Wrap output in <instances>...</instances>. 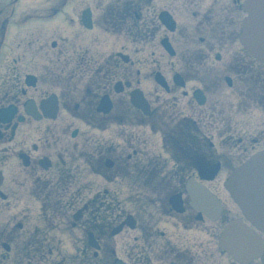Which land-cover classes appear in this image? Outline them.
<instances>
[{"label": "flooded vegetation", "instance_id": "flooded-vegetation-1", "mask_svg": "<svg viewBox=\"0 0 264 264\" xmlns=\"http://www.w3.org/2000/svg\"><path fill=\"white\" fill-rule=\"evenodd\" d=\"M245 1L0 0V39L4 21L12 23L11 35L16 39L13 47L4 48L0 58V109L10 105L17 109L9 125L0 123V170L4 173L8 169L11 176L9 183L5 181L2 185L8 198L2 203L9 204L15 199L17 204H22L23 193L52 181L55 169H67L65 138L75 125L101 130L123 125L121 133L128 134L125 125L132 123L131 118L141 117L143 122L137 125L149 129L153 127L152 122L160 125L156 118L161 115L165 123L189 131L191 127H183L181 122L198 125L224 116V112L214 110L216 105L212 103L222 91L221 84L211 80L212 56L216 59L222 54H246L242 47H236L246 17ZM24 8L28 11L22 15L20 11ZM85 11L90 12L89 27L83 19ZM49 14H55V18L47 23L31 22L22 30L16 24L22 16L42 19ZM167 22L174 24L167 25ZM60 34L63 35L59 37L61 45L59 40H54ZM164 41H168L186 67L182 80L186 88L169 86L164 91L165 97L155 96L153 113L146 119L130 107L134 89L126 84L136 80L137 88H141V79L147 81L150 71L144 70L148 77L141 78L140 64L120 61L119 53H150L151 44L163 50ZM120 82L125 86L120 88ZM188 82L204 90L206 103L202 109L194 107L198 86L188 90ZM52 94L57 95L60 103L57 119L37 121L34 116L42 114L40 106ZM105 97L113 104L108 115L99 111ZM20 117L23 122H18ZM14 124H17L15 130ZM245 143L242 140L239 146L244 147ZM263 143L264 129H260L255 145H262V150ZM215 150L212 144H204L202 153L187 148L184 154L192 166L200 161L223 165L226 159L219 158ZM174 176L168 180L174 182ZM24 217L21 210L3 217L1 222L7 225L2 228L15 230L16 227L22 231ZM159 217L162 222L157 226L154 223L142 227L137 222V235L134 232L129 240L130 264H215L213 223L190 207H186L183 215L163 207ZM86 220L83 211L81 228ZM186 230L189 232L185 233Z\"/></svg>", "mask_w": 264, "mask_h": 264}, {"label": "water", "instance_id": "water-1", "mask_svg": "<svg viewBox=\"0 0 264 264\" xmlns=\"http://www.w3.org/2000/svg\"><path fill=\"white\" fill-rule=\"evenodd\" d=\"M247 31L246 45L248 47H256V42L261 44L264 43V7L261 16L259 15L256 21L255 17L249 20L247 23ZM258 55L264 59V54ZM258 165V159H254L244 170L237 171L234 180L230 186H228L234 199L245 210H248L249 206L255 202L257 196L260 194L259 190L261 187H263L264 195V178H254V175L259 172L260 166ZM238 226L239 225H234L229 228L223 242V245L225 243L224 246L232 254H234V250L237 248V241L244 236V233L240 231V229H237Z\"/></svg>", "mask_w": 264, "mask_h": 264}, {"label": "rangeland", "instance_id": "rangeland-1", "mask_svg": "<svg viewBox=\"0 0 264 264\" xmlns=\"http://www.w3.org/2000/svg\"><path fill=\"white\" fill-rule=\"evenodd\" d=\"M7 62H11V60H7ZM150 62L152 65H155L157 66V64L160 62V56L159 55H155V56H151L150 58ZM214 74L216 75V70H214ZM232 77H234L232 75ZM152 85V86H151ZM151 85L148 87V91H150V89H152V87H155V84L154 82L152 81L151 82ZM217 100V99H216ZM235 105V101L232 100L230 97H229V92L227 91V89L224 90V94H222L220 96V104H219V109L218 110H221L223 109V111H230L232 110V108L234 107ZM223 107V108H222ZM255 115H253L252 117H237V118H233V119H225L226 121H231L232 123L230 124L231 127H234V129L236 130V135L239 136L241 135L240 132L238 131V128L240 126V122L243 120V119H249V118H254ZM224 121V119L222 120ZM259 123V118L257 120H251V124H250V128H251V131L254 132V130L256 129L257 125ZM222 127V126H221ZM104 139L106 140H109V141H112L114 143H116L117 141L114 140L111 136H108V135H105ZM92 182L94 183L95 185V189L97 190L98 188H100L101 190H110V186L109 185H105L104 182H102V186H100L94 179H92ZM66 237H68V234L65 235ZM125 238H126V234H123L121 235L117 240L114 241V243L118 244L120 243V241L124 240L125 242ZM69 239L70 241L64 245L65 248H68L70 250V253L73 254L74 251L76 250V247H73L72 244H73V240L71 239V237L69 236ZM121 248V247H120ZM124 249L121 248V251H123Z\"/></svg>", "mask_w": 264, "mask_h": 264}, {"label": "bare ground", "instance_id": "bare-ground-1", "mask_svg": "<svg viewBox=\"0 0 264 264\" xmlns=\"http://www.w3.org/2000/svg\"><path fill=\"white\" fill-rule=\"evenodd\" d=\"M260 49H261V51H264V43L262 44Z\"/></svg>", "mask_w": 264, "mask_h": 264}]
</instances>
